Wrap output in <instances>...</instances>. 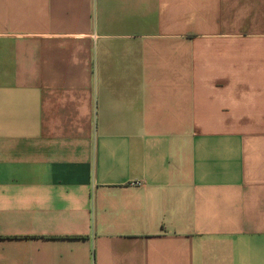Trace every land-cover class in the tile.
<instances>
[{"label": "crops", "instance_id": "0c3cea01", "mask_svg": "<svg viewBox=\"0 0 264 264\" xmlns=\"http://www.w3.org/2000/svg\"><path fill=\"white\" fill-rule=\"evenodd\" d=\"M0 264H264V0H0Z\"/></svg>", "mask_w": 264, "mask_h": 264}]
</instances>
